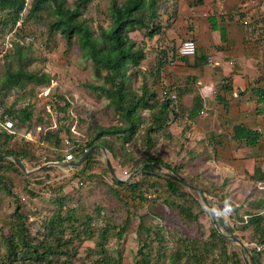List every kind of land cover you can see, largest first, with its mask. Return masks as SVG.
Instances as JSON below:
<instances>
[{
	"label": "rangeland",
	"instance_id": "1",
	"mask_svg": "<svg viewBox=\"0 0 264 264\" xmlns=\"http://www.w3.org/2000/svg\"><path fill=\"white\" fill-rule=\"evenodd\" d=\"M75 1L65 0V4L74 6ZM112 1L122 2L124 0H87L83 4L81 19L91 25L92 29L98 33L99 25L108 26L111 23L109 8ZM51 5V3H46L43 9L37 11L34 17L29 20V29L35 32L38 39L37 43L40 44L43 41L45 47H41L37 43L33 44L30 52L26 50L27 60L25 61L24 59L23 61L24 66L28 70H33L39 74L48 72L54 76V82H52V85L50 83V91L45 93L46 88L44 89V87L49 85L33 84V82H28L25 89H1L0 120L5 117V109H10V107L11 109L20 110L22 107L28 106L33 111V123L35 124L28 127V123L17 124L16 134L11 141V145L15 150H20L22 146L29 147V155L34 159V162L40 164L35 166L33 161H29L25 165L30 172L26 173L11 164L10 160L14 161V159L9 156L6 158L10 160H7L4 163V167L0 168V175L4 176V178H0L1 253L5 252L3 238L10 235L11 225L17 221V217L14 216L17 204L20 205L21 212L27 215L26 222L33 232V236L39 237L44 230V223L59 209L58 200L60 197L65 199V209H74L77 218L76 222L79 224L86 221L91 229L93 228L96 232L94 236L97 238L100 236L102 229L107 227L109 239L111 238V243L113 242L116 248L118 245L117 239L123 237L124 242H122L121 249L124 252L126 250L127 255L134 259L135 264L136 259L139 262L142 261L145 253L150 257V264H171V257L181 247L182 240L190 241L194 237H199L203 241L212 239L210 236L211 230L216 226L210 215L209 208L198 190L181 183V190L185 191L187 196L185 198L179 195L175 197L165 191L164 179L161 178L158 186L161 192L160 195H157V198H148L147 202L131 201L125 196L123 185L119 186V184L115 183V178L106 165L105 154L110 158L118 176L124 178L135 170L133 161L137 160L138 162L151 155L162 158L171 163V165L176 166L178 173L186 176L188 180H193L202 191L208 188L210 197L218 195L219 199L216 200L214 208L211 205L210 207L217 215L232 219V223H235L238 216L234 215L236 218H231L233 217L231 216L233 210L230 205H226L222 209L219 207V203L231 202L234 206H236V203L243 206L239 212L244 221L249 219V211L259 212V208L251 205L252 201H250V205L248 204L250 198L246 197L245 192L238 191V187L234 188L236 194L232 196L233 198H230V193H226V198H221L222 191L226 189L225 185L206 187L200 181L192 178V173L190 174L188 170L184 171L182 165L169 161L166 156L169 153L167 150L170 148L169 145H180L174 141L173 137H168L169 129H162L153 133L152 136L156 142L151 145L149 143L150 136L147 134L151 117L150 111L147 109L141 110V115L146 121L141 124L139 131L125 145V148H128L133 153L132 157L126 155L122 150L123 138L113 135L107 139L113 146L114 153L110 152L106 147L105 153L103 149L98 147L99 151L91 161V168L94 169L92 173L83 168L84 164L75 170L56 164L44 166L47 162H63V160L57 161L55 158L58 154L66 155L68 153L66 146L63 144L60 146L41 145V147L37 145L41 134L47 129L45 126L67 125L72 129L73 137L85 139V137L90 138V135L100 125L110 126L122 122L121 114L109 104V98L104 94L96 93L87 86L88 82L102 83L103 79L94 76L92 61L83 55L79 42L74 40L68 44L66 38L59 31L51 33L48 30L50 21L55 18V12ZM164 6H166L165 1L162 0L160 10L164 9ZM131 35L142 43L143 35L141 32H132ZM26 42L24 40L23 45ZM21 49L24 50V47ZM19 63V61L13 60V67H17ZM151 68V64L144 60L141 65L143 73L130 71L129 75L131 78L127 80V86L138 93L141 92V86L143 85L152 87L154 85L153 79L156 76L153 70L149 72ZM6 71V66L0 67V76H3ZM53 97H56L62 105H64L65 100L70 105L60 110L57 107V102L54 103L55 107L50 104L54 100ZM61 97L65 99L62 100ZM37 120L42 121L43 129L38 130ZM3 133L0 127L1 140L4 138ZM62 137H66L65 132H62ZM28 143L30 144L28 145ZM145 151H147V154L144 156L143 152ZM147 164L143 163L139 167L144 169ZM42 165L44 167L52 166V168L50 167L48 171L39 173L40 168L38 167ZM156 165H158V169L155 174L165 176L161 172L171 170L160 163ZM78 170L76 177L74 174ZM87 172L90 174L87 175ZM140 173L141 171L132 178L135 177L136 180L143 179ZM41 176H44V178H41ZM4 182L6 187H9L8 189L12 192L11 194L5 187ZM58 186H60V191ZM141 188L147 191L146 194L154 193L152 188L148 189L147 182H144ZM211 198L215 200V198ZM175 203H184L191 207L190 210L194 215H197V218L191 220L184 217ZM141 220L144 221L146 226L150 227V231L146 229L137 231ZM239 224L241 227L242 224ZM118 227H125L126 229L125 234L120 237ZM221 227L226 235L236 236L241 240L242 237L245 240L247 238L252 239L254 235L252 228L247 230L237 229L231 233L222 225ZM75 239L78 240V237L75 236ZM213 240L217 245L213 248L207 264H218L216 259L219 258L225 249L230 254L238 252L245 260L244 256L246 253L236 241L226 238L221 240L217 237L213 238ZM246 246L249 251L255 248L258 249L256 252L259 251V248L253 243L247 245L246 242ZM259 257L264 261V253H260ZM247 258L248 262L246 263L245 260V263L251 264L252 257L248 256Z\"/></svg>",
	"mask_w": 264,
	"mask_h": 264
},
{
	"label": "trees",
	"instance_id": "2",
	"mask_svg": "<svg viewBox=\"0 0 264 264\" xmlns=\"http://www.w3.org/2000/svg\"><path fill=\"white\" fill-rule=\"evenodd\" d=\"M86 1L87 0H76L74 6H68L65 4V0H31L30 8L25 16L24 27L17 35L21 36L22 33L32 34L34 40L26 42L24 45L23 43L16 42L14 50L0 63V67H7L6 73L0 76V94L1 89H25L28 82L44 85H50L52 82L54 76L50 73L43 72L39 74L33 70H28L23 63L24 59L26 61L28 56L26 50L30 52L31 46H33V44L35 45L38 41L35 32L29 29V20L31 17H34L37 11L42 10L46 3H51L55 12V18L50 21L48 30L51 33L59 31L66 38L68 44L72 43L74 40L79 42L83 55L92 61L94 76L103 79L102 83L88 82L87 86L96 93L104 94L109 98V104L121 114L122 122L110 126L100 125L97 130L90 135V138L85 137V139L73 137L70 126L56 125V127H52L51 125H47L45 126L47 129L41 134L37 141V145L39 147H41V145L60 146L62 144L64 145L65 138H69L71 143L68 146L65 145L68 152L66 155L71 153L76 158L94 145H102L110 150V152L114 153L113 146L109 143L107 138L117 135L123 138L122 150L126 155L132 157L133 153L128 148H125V145L132 139L134 134L139 131L141 124L146 121L141 115L142 109L150 111L151 119L147 134L150 136L149 143L151 145L156 142L152 136L153 133L162 129H169L172 122L178 120L179 117H183L181 114V105L179 104V109H176L168 97L171 92H168L165 98L160 99L161 95L156 86L164 66L167 63L174 62L175 59L169 60L167 57L166 59L164 57L157 59L156 64L149 69V72L153 70L156 76L153 79L154 85L152 87L143 85L141 86V92L138 93L127 86V80L131 78L129 75L130 71L133 73H143L141 65L146 58L145 39L154 36L161 30L162 24L159 18L162 14L159 13V10L162 0L112 1L109 8L111 23L108 26L99 25L98 33L92 29L91 25L81 19L83 4ZM24 3L25 0H0V30H4L16 23V19L23 9ZM255 24L259 29L264 31V18H262V16ZM132 32L142 33V43L138 41L137 38L132 37ZM23 38L25 37L23 36ZM41 43L45 47L44 42L42 41ZM22 47H24V50L21 49ZM176 56L185 57L181 56L178 50L177 55H173L174 58ZM13 60L20 62L17 67H13ZM53 99V102L50 104L55 107L54 103L57 102V107H59L60 110L70 105L67 100H65L64 105H62L56 97H53ZM61 99L64 100L65 98L61 97ZM179 102H181L180 99ZM192 107L193 111L201 109L200 98L198 96H195ZM56 111L58 112V110ZM4 116L5 117L1 119L2 121L0 120V127L4 132V138L2 140L0 139V153L17 155L25 164H28L29 161H33L35 166L40 165L34 162V159L29 155V147L22 146L20 150H15L11 145V141L16 134L17 124L28 123L27 127L35 124L33 123V111L29 109L28 106H24L20 110L11 109L10 107V109H5ZM6 118L13 120V129L9 130L4 127L3 124ZM37 122L43 129L44 125H41L42 121L37 120ZM62 132L66 133V137H62ZM235 136L237 138H246L249 144H254L258 141L259 135L256 131L237 125L235 127ZM29 144L30 143H28V145ZM98 151L99 148L95 149L83 165V168L89 170L90 173L94 172V169L91 168V161L95 158ZM146 154L147 151L143 152L144 156ZM66 155L58 154L55 160L64 161ZM7 160L10 159L0 157V168L4 167V163ZM10 162L18 169H21L15 161L10 160ZM143 163H148L140 173L143 179L136 180L134 177L128 182L114 179L116 184H119V186L123 185V191L127 199L131 201L147 202L148 198H150L148 196L149 194H155L157 198V195H160L161 192L158 188L161 178L164 179L165 191L170 195L175 197L179 195L182 198L187 196V193L181 190L180 182L168 176L155 174V171L158 169L157 163L166 165L169 169L178 172L176 166L171 165L162 158L151 155L138 162L137 160L133 161V168L136 169ZM50 167L52 168V166L40 168L38 172L48 171ZM78 172L79 170L74 176L77 177ZM90 173L87 172V175ZM184 177L187 179L186 176ZM262 177L264 178V175ZM0 178L2 179L4 176L0 175ZM41 178H44V176H41ZM188 181L196 185L193 180ZM144 182H147L148 189L152 188L154 193L146 194L147 191L141 188ZM6 188L8 189L9 187ZM207 189L208 188H206V190L203 189V192L207 196L210 205L214 208L215 202L219 199V196H211L215 198V200L212 199L209 194L210 191ZM58 190L60 191V186H58ZM9 193L11 194L12 192L9 190ZM226 195V193H222L220 197L226 198ZM58 203L59 209L44 223V230L39 237L33 236V232L26 222L27 215L21 212L20 205L17 204L14 211V216L17 217V221L11 225L10 235L3 238L5 252L1 253L0 251V264H19L30 258L33 259L34 262L41 264H75L74 259L79 254L77 247L78 243L84 239L93 238L96 232L93 228L91 229L86 221L79 224L76 222L77 218L74 209H65L66 204L64 197H60ZM255 203L257 208L264 209V199ZM175 205L180 208L179 210L184 217L191 220L197 218V215H194L190 210L191 207H188L186 204L175 203ZM226 205H230V208L233 210L231 213L233 217L231 218L235 219L236 217H234V215L238 216V218H236L235 223H232V219H226L223 215H217L220 224L231 233L235 232L234 230L237 229L247 230L252 228L254 234L252 241L259 248L260 252H256V250H258L257 248L251 250V264H264L259 257L260 253H264V214L249 211L248 214L250 217L247 221H244L239 212L243 206L236 205V207L231 202L219 203V207L222 209L225 208ZM239 223L242 224L241 227ZM143 229L150 231V227L146 226L144 221L141 220L137 231ZM125 230V227H118L119 237L125 234ZM108 231L107 227L103 228L96 242L104 255L98 257L92 264H107V259L110 260V257L106 255L105 249L109 243ZM75 236L78 237V240L75 239ZM210 236L212 239L205 241L199 237H194L190 239V241L182 240L181 247L171 257V264H207L210 260L213 248L217 245L213 238L217 237L224 240L216 227L212 228ZM242 239L245 240L243 237ZM261 250H263V252H261ZM216 261L218 264H246L241 254L238 252L230 254L227 249L223 250ZM150 263V257L146 253L145 255L143 254L142 261L139 262L136 259V264Z\"/></svg>",
	"mask_w": 264,
	"mask_h": 264
},
{
	"label": "crops",
	"instance_id": "3",
	"mask_svg": "<svg viewBox=\"0 0 264 264\" xmlns=\"http://www.w3.org/2000/svg\"><path fill=\"white\" fill-rule=\"evenodd\" d=\"M164 1L161 30L145 39V61L152 67L160 57L175 59L164 66L156 84L160 99L178 92L183 115L169 126L168 137L180 145H169L166 156L210 188L225 185L222 193L230 198L238 187L257 207L255 202L264 199V31L255 23L264 18V0ZM186 38L196 41V53L174 58ZM209 57L221 64L209 63ZM195 96L201 103L197 111ZM237 125L256 131L258 141L237 138ZM97 240L78 243L75 264H92L104 255ZM252 240L243 241L248 245ZM117 241L116 248L111 238L105 247L107 264H134L121 249L123 237ZM19 264L41 263L30 258Z\"/></svg>",
	"mask_w": 264,
	"mask_h": 264
},
{
	"label": "built area",
	"instance_id": "4",
	"mask_svg": "<svg viewBox=\"0 0 264 264\" xmlns=\"http://www.w3.org/2000/svg\"><path fill=\"white\" fill-rule=\"evenodd\" d=\"M31 5V0H25L24 3V7L23 9L20 11L17 19H16V23L14 25H10L9 27L5 28L4 30H0V63L4 61L5 57L14 50L15 48V43L19 42V43H23L24 40H26L27 42H30L33 39V35L32 34H24L22 33V37L17 35L18 33L21 32V30L24 27L25 24V16L26 13L28 11V9L30 8ZM23 36L25 38H23ZM38 44V43H37ZM39 46L43 47V44L40 43L38 44ZM196 41L193 38H186L183 40V42L181 43V45L178 48V52L181 56H187V55H191V54H195L196 53ZM209 63H212L214 65H220L221 62L217 61V60H213L212 58L209 57L208 59ZM230 63H233V61H230ZM52 82H54V78H52ZM51 82V85H52ZM45 93H48L50 91L49 88L50 85L48 87H44ZM235 96H238V92L236 91L234 93ZM170 98V100L172 101V105L176 108L179 109V95L176 91H171V93L168 96ZM4 127L6 129H13L14 127V122L12 119H5L4 122ZM38 130H41V126L37 125ZM71 143V140L69 138H65L64 139V145H69ZM75 157L73 156V154L69 153L66 155V159L65 160H74ZM150 198L151 197H155V194H149L148 195Z\"/></svg>",
	"mask_w": 264,
	"mask_h": 264
},
{
	"label": "water",
	"instance_id": "5",
	"mask_svg": "<svg viewBox=\"0 0 264 264\" xmlns=\"http://www.w3.org/2000/svg\"><path fill=\"white\" fill-rule=\"evenodd\" d=\"M100 147L101 149H103L106 153V148L102 145H94L92 147H90L89 149H87L82 155H80L79 157H76L74 160H64L63 162L59 163V162H47L46 164H44V166H47V165H52V164H56V165H60L62 167H65L67 169H70V170H75V169H78L80 166H82L86 160L88 159V157L91 155V153L93 152V150H95L96 148ZM12 157L14 159V161L20 166V168L28 173L30 172V170L27 168V166L25 165V163L23 162V160L18 157L17 155H10V154H4V153H0V157ZM106 165L108 167V169L110 170V173L112 174V176L116 179V180H120V181H129L136 173H138L139 171H142L143 169H141V167H138L136 168L135 170H133L128 176H126L125 178L124 177H119L117 172H116V169L115 167L113 166L110 158L108 157V155H106ZM163 165V164H162ZM43 165L42 166H39L38 168H41V167H44ZM164 167H167L166 165H163ZM168 168V167H167ZM162 174H164L165 176H168V177H171L175 180H177L178 182L186 185L187 187H190L192 189H196L200 192V194L202 195V198L205 202V204L208 206L209 208V212H210V215L212 217V220L217 228V230L221 233V235L226 238V239H229V240H234L236 241L241 247H242V250L246 253L245 255V260L246 262H248V256H252L251 255V252L248 250L247 246H246V243L241 240L240 238L236 237V236H228L226 235L223 230H222V227L219 223V220H218V217H217V214L216 212L210 207V203L208 201V199L206 198L204 192L197 186V185H194L192 183H190L187 179H185V177L183 175H181L180 173L176 172L175 170H169V171H162L161 172ZM247 256V257H246Z\"/></svg>",
	"mask_w": 264,
	"mask_h": 264
}]
</instances>
